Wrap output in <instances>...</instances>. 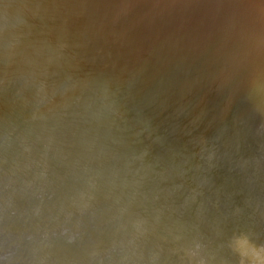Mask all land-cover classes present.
I'll return each mask as SVG.
<instances>
[{
    "label": "water",
    "instance_id": "1",
    "mask_svg": "<svg viewBox=\"0 0 264 264\" xmlns=\"http://www.w3.org/2000/svg\"><path fill=\"white\" fill-rule=\"evenodd\" d=\"M0 264H264V0H0Z\"/></svg>",
    "mask_w": 264,
    "mask_h": 264
}]
</instances>
